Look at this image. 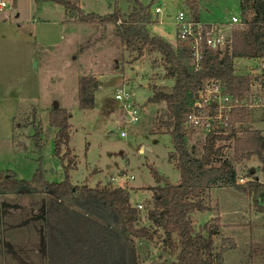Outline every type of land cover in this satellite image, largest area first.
Masks as SVG:
<instances>
[{"label":"rangeland","instance_id":"374dc122","mask_svg":"<svg viewBox=\"0 0 264 264\" xmlns=\"http://www.w3.org/2000/svg\"><path fill=\"white\" fill-rule=\"evenodd\" d=\"M6 1L8 7L0 15V170H11L27 181H32L39 169H43L49 182L64 179V163L55 154L57 128L49 122L51 110L58 105L70 114V158L76 166L71 171L72 182L128 188L132 204L143 206L139 209L140 225L153 230L146 219L148 209L153 207V194L148 187L166 182L178 184L181 176L169 160L174 145L165 125L169 116L166 104L148 103L155 90L174 83L165 77L161 54L145 52L135 60L137 54L122 45L115 25L78 22L67 16L59 3ZM75 1L84 13L99 15L113 12L116 6L127 14L135 5L134 0ZM140 2L152 9L156 21L148 25L150 35L162 37L173 47L178 42L175 22L180 11L194 17L195 7L202 22L224 24L231 23L232 16L243 20L251 14L249 10L244 12L242 0ZM157 5L164 7L163 14L154 12ZM236 65L240 74L261 73L259 62L254 59L241 58ZM84 76L95 77L100 86L94 95V107L89 109H81L79 103L78 81ZM123 88L132 92V101L140 108V121L136 124L125 123L122 102L116 99ZM34 115L42 121L41 148L33 139ZM250 118L253 131L264 132V106L250 108ZM121 129L126 137L120 135ZM205 138L206 134L199 131L187 138L188 147L197 157L203 153ZM219 145H225V157L234 163L239 183L241 177L252 178L251 172L264 179L256 153L249 158L237 154L233 141ZM66 149L63 147L62 154ZM152 169L162 177L160 181ZM216 193V198L206 196L209 212L218 210V204L226 211H240L226 219L240 226L223 231L225 237L233 236L238 243L237 249L224 253L223 264H264V196L260 192L245 196L232 187L216 188ZM39 195L0 193V203L16 204L22 210L26 205L33 206L35 200L44 198L45 202V194ZM26 211L23 216L18 212L2 216L0 208V264H48L47 256L39 252V223L24 224L25 218L30 217ZM209 212L191 215L196 231L219 223L218 218H209ZM221 238H215L217 248L222 244ZM137 242L144 264H171L176 259L175 253L166 248L163 233L153 240L143 238Z\"/></svg>","mask_w":264,"mask_h":264},{"label":"trees","instance_id":"16d2710c","mask_svg":"<svg viewBox=\"0 0 264 264\" xmlns=\"http://www.w3.org/2000/svg\"><path fill=\"white\" fill-rule=\"evenodd\" d=\"M52 1L64 6L66 15L78 22L115 25L122 45L136 53L135 60L145 52H158L162 56L166 79L173 80L171 87L155 90L148 103H165L169 116L165 121L172 137L174 150L170 162L180 170L178 184L166 182L150 186L153 207L148 209L146 219L152 227L142 226V214L131 202V191L125 187H90L86 183L74 184L71 171L76 167L70 158L69 147L71 126L67 109L53 108L49 114L50 126L57 128L55 154L64 163L65 177L60 182H49L39 169L32 181L19 178L13 171L0 170V193L19 194L23 189L37 190L45 194V228L48 264H144L139 252L138 239H149L164 234V243L175 261L171 264H223V255L236 248L233 239L223 238L219 248L215 237L220 224L205 225L195 230L191 215L207 211L205 200L208 191L217 186L235 188L245 194L261 193L264 184L254 178L239 183L234 163L225 157L222 141H233L237 154L249 158L256 153L264 169V133L249 130L250 108L234 109L230 117L229 133L223 129L212 130L206 135L201 157L190 150L187 138L198 132L187 126V117L192 110L194 94L203 89L211 80H220L226 91L236 98L248 95L253 80L252 74L237 73L238 59L264 58V0H242V8L254 15L244 18L246 25L235 28L231 50H209L204 56L200 69H196L189 45L177 42L173 47L159 36H152L148 25L155 23L150 7L134 0L130 13H123L116 6L107 15L84 13L75 0ZM194 18L199 20L194 7ZM100 86L95 77L84 76L78 81L81 109L94 107V95ZM173 88V93L165 90ZM35 134L33 139L42 147V121L34 115ZM241 130V131H240ZM63 147L66 152L62 154ZM65 161L67 163L65 164ZM160 181L162 177L152 169ZM253 172H251V175ZM230 245V246H229Z\"/></svg>","mask_w":264,"mask_h":264},{"label":"built area","instance_id":"2783aa9c","mask_svg":"<svg viewBox=\"0 0 264 264\" xmlns=\"http://www.w3.org/2000/svg\"><path fill=\"white\" fill-rule=\"evenodd\" d=\"M7 7V1L0 0V15ZM150 12L152 13L151 10ZM154 12L161 15L164 12V7L157 5ZM245 25L244 20L236 16H232L231 23L228 24L220 22L204 23L200 19L196 20L186 11H180L175 22L178 41L191 47L194 65L197 70L201 68L207 51L224 52L231 50L234 29L237 27L243 28ZM259 67L261 73L258 74L256 71L251 73L253 77L251 88L246 98L243 99L229 94L222 81H209L203 89L194 94L192 110L187 117V126L193 127L199 132H204L206 135L212 130L217 131L219 129H223L225 134H228L229 121L234 109L264 106V58L259 61ZM116 99L122 102L125 123H138L140 121V108L132 101V92L129 89H120L116 94ZM120 135L126 137L127 133L121 129ZM240 182L245 183V179L240 178ZM142 207L141 204H138L139 209Z\"/></svg>","mask_w":264,"mask_h":264},{"label":"flooded vegetation","instance_id":"af4514ba","mask_svg":"<svg viewBox=\"0 0 264 264\" xmlns=\"http://www.w3.org/2000/svg\"><path fill=\"white\" fill-rule=\"evenodd\" d=\"M23 191V190H22ZM20 191L19 194H24L26 195V197H30L31 195H39V193H43L44 192H38L37 190H31L29 192H22ZM19 194H9V195H19ZM25 197V196H24ZM33 202V201H32ZM34 205L36 206V208L34 207ZM0 208H1V212H2V216L6 215L7 213H17L20 215V216H23V212L27 209L28 211L27 214L29 213V218H25V221H24V224H30V223H33V224H36L37 225V222L39 223V228H38V234L39 236L41 237V234H44V228H45V224H44V221H45V202H44V198L40 199V201H37L35 200V203L28 206L26 205L25 206V209H22L20 208V206L18 207V205L16 204H10V203H6V202H2L0 203ZM8 208V209H6ZM5 218V217H4ZM4 222H5V219H4ZM4 230V228H3ZM39 252L41 254H44L45 256H47V254L45 252L47 251H44L42 252V248H39ZM46 258V257H45Z\"/></svg>","mask_w":264,"mask_h":264},{"label":"crops","instance_id":"0c3cea01","mask_svg":"<svg viewBox=\"0 0 264 264\" xmlns=\"http://www.w3.org/2000/svg\"><path fill=\"white\" fill-rule=\"evenodd\" d=\"M140 1V0H139ZM152 11V9H149V11ZM66 12V11H65ZM254 15V13H251L250 14V17L249 18H251L252 16ZM200 19V18H199ZM204 23H215V22H204ZM249 130H253L251 127H250V123H249ZM256 131V130H255ZM259 131H261L262 132V130H259ZM262 133H264V132H262ZM230 141H232V140H230ZM76 168V167H75ZM74 168V169H75ZM238 175H239V173H238ZM241 178H243V177H241ZM252 178H254L256 181H258V182H260V183H262V184H264V179H261L260 177H256V175L253 173L252 174ZM251 177H247V179L246 180H251L252 179ZM245 180V181H246ZM219 187H227V186H217V187H213V188H211L209 191H208V195H210V199L211 198H216V196H214V195H218L217 193H216V188H219ZM239 191V190H238ZM241 192V191H240ZM243 193V192H242ZM244 195L246 196L247 194H245L244 193ZM218 210L216 209V211H215V209H213L211 212H209L210 210H208V211H206V212H209V213H211V215H209V218L211 219V218H218V221H219V223H220V229H219V234L217 235V236H221L222 238H221V241L223 240V238H230V239H233L234 240V242H235V244H236V248H233V249H237L238 248V243H237V241H236V239H235V237H233V236H227V237H225L224 236V233H223V231H224V229H226V228H229V229H231V228H233V227H237V226H240L237 222H230V221H227L226 219H229V218H227V217H229L230 215L232 216H234V215H236L237 213H239L240 211L238 210V209H236V210H230V211H226V210H224V209H221L220 208V205L218 204ZM263 214V213H262ZM223 235V236H222ZM216 236V237H217ZM215 237V238H216ZM40 245H41V241H40ZM42 248V247H41ZM228 251V250H227ZM226 251V252H227ZM42 252H44L43 251V249H42ZM226 252H225V254H226ZM224 254V255H225ZM224 255H223V263H225V261H224Z\"/></svg>","mask_w":264,"mask_h":264},{"label":"water","instance_id":"95a60500","mask_svg":"<svg viewBox=\"0 0 264 264\" xmlns=\"http://www.w3.org/2000/svg\"><path fill=\"white\" fill-rule=\"evenodd\" d=\"M165 91H167L168 93H173L174 89L171 88V89L165 90ZM58 107H59L58 105H55L54 108H58ZM40 241H41V247H42L43 251H46V241H45V235L44 234H41Z\"/></svg>","mask_w":264,"mask_h":264}]
</instances>
